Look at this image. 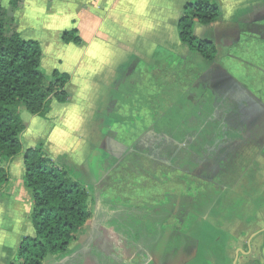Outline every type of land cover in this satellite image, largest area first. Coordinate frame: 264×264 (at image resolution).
Returning <instances> with one entry per match:
<instances>
[{"label": "trees", "instance_id": "1", "mask_svg": "<svg viewBox=\"0 0 264 264\" xmlns=\"http://www.w3.org/2000/svg\"><path fill=\"white\" fill-rule=\"evenodd\" d=\"M22 2L23 0H0V198L10 199L14 179L8 166L16 157L22 156L23 184L33 202L31 219L34 233L21 237L18 247L6 264H47L51 258L55 259L56 264H86L89 253L100 256V264H147V254L152 252L151 246L156 250L163 248L164 259L172 255L166 254L165 250L175 236L182 234L187 219L193 221L200 216L204 218L207 213L208 205L200 202V196L206 194V187L212 185L215 189L220 188L200 177L193 178L190 173L172 169L170 165L131 150V146L155 123H150L144 130L139 128L132 145L118 143L112 137L106 138L104 142L109 154L126 158L121 165L109 172L100 186L113 190L115 198L121 197L118 204L117 199L112 202L116 207L114 209L121 211L111 221L121 224L124 229L120 230V226L116 224L118 226L113 231L120 237L127 235L125 238L136 246V252L130 253V257L120 246L111 255L96 248L89 252L84 248H71L73 241L83 237L87 222L93 218V195L80 182L67 176L65 167L50 157L43 143L27 149L23 148L22 143L23 133L29 125L28 116L45 118L51 112L54 101H69L70 94L66 86L71 76L59 70L47 72L43 66L44 51L41 43L25 39L19 32L13 12L21 8ZM223 22L218 0H192L185 6L178 22L179 42L185 50L173 52L176 57L177 54L180 57L189 55L188 59L192 55V59L189 60V71L184 79L180 75L171 77L170 73L169 77L171 81L177 79L181 97L187 103L194 104V108L199 111L213 105V100L215 107H219L218 104L225 103V99L234 95L236 90L244 92L249 98L244 106L257 111L264 105V20L252 23L237 21L226 24V27H223ZM197 23L212 26L214 37H199L195 33ZM234 33H238L236 38ZM62 39L67 44H83L76 29L65 31ZM242 42L243 45L248 43L249 47L237 46L241 50L237 54L228 52V48L234 43L236 46ZM222 49L225 51L221 52ZM259 49L261 58L258 56L256 62L242 60L244 52L255 55ZM223 56L232 60L231 67L222 64L220 60ZM247 65L257 67L258 75L252 80L251 68L246 67ZM157 69L154 73L162 72L160 66ZM171 102L169 101V105ZM249 113L250 109L245 115L248 116ZM162 116L161 112L153 115L155 119ZM239 116L245 117L242 114ZM145 121L148 122L143 120L141 126ZM134 156L139 164H134ZM144 160L152 171L147 173L136 166L141 165ZM132 169L134 173H130ZM137 174H145L150 186H168L160 196L145 204L148 208L146 210L137 205L121 204L124 199L136 201L122 198L124 195L121 191L128 190L130 178ZM127 218H136L139 225L131 226L133 221L127 225ZM143 221L158 226L153 227L152 233H149L140 227ZM132 233L137 235L135 239L131 236ZM157 235L165 238V244L159 248L156 240L160 237H156Z\"/></svg>", "mask_w": 264, "mask_h": 264}, {"label": "crops", "instance_id": "2", "mask_svg": "<svg viewBox=\"0 0 264 264\" xmlns=\"http://www.w3.org/2000/svg\"><path fill=\"white\" fill-rule=\"evenodd\" d=\"M191 1L23 0L21 8L13 12L21 35L25 39H36L41 42L47 72L59 70L71 76L66 86L70 94L69 101L66 103L54 101L47 117L30 118L27 130L34 124L37 130V144L43 143L46 152L53 157L64 154L78 155L84 145H87L91 153L100 155L101 148L103 154L99 176L105 179L108 173L104 170L105 166L111 163L117 166L124 157L113 156L104 147L106 135L103 129L106 117L101 102L104 97L113 93L114 86L124 78L135 81L132 76L138 68L135 62L143 60L151 63L161 49H173L175 52L180 50L177 26L185 6ZM245 1L234 0L233 12L230 13L229 10L225 12L224 19L228 20L233 14L239 19V14L243 12L240 10L241 3ZM245 14L242 17L249 16L250 12ZM74 29L83 39L80 46L74 43L67 44L62 39L65 31ZM213 29L212 26L200 23L195 25V33L201 38L212 39ZM25 32L31 35L26 36ZM35 33L37 37H34ZM208 108L209 112L195 108L198 124H194L192 128L186 127L185 124L167 127L162 119H158L160 121L153 124L142 137L145 136L147 139L154 133L161 134L162 143H165L167 148L163 149L162 156L167 164H170L165 157L167 154L169 156V139L177 142L183 149L188 144L197 147L200 152H205L201 145L186 142L185 136L188 132H202L203 136L212 132L209 125H212V117L217 116L218 110L214 104ZM206 118H209L207 123L204 121ZM213 131L228 132L223 129V125L215 126ZM213 140L210 138L204 144L210 145L215 142ZM155 147L157 145L152 146V149ZM223 148V154L216 159L217 164L247 165V168L237 176L239 179L234 184L231 183L235 180L236 171L229 168L214 175V179L210 177V180L222 189L220 195L231 193L242 198L238 204L230 205L229 202H223L218 204L219 206L209 208L205 220L207 219L213 228L222 233L215 237H220L218 243H221L223 248L209 243L210 251L207 252L206 262L264 264L263 180L258 177L257 187L253 186L250 157L246 152L240 151L238 156H235L233 150L228 151L227 146ZM211 153L213 155V151ZM208 159L212 161L209 156ZM73 162L72 158L69 163L74 164ZM80 164L84 165L83 160L78 165ZM111 169L112 167L108 170ZM16 180L12 183L10 199L0 200V264L7 263L21 237L34 233L30 224L32 198L23 184V176L22 180ZM220 199L217 203L222 201Z\"/></svg>", "mask_w": 264, "mask_h": 264}, {"label": "rangeland", "instance_id": "3", "mask_svg": "<svg viewBox=\"0 0 264 264\" xmlns=\"http://www.w3.org/2000/svg\"><path fill=\"white\" fill-rule=\"evenodd\" d=\"M218 2L222 9L223 21H224L225 20L224 13L227 12L228 10L229 12L230 11L233 12L234 10V7L232 8L234 4L233 3L234 0H218ZM244 3L245 5H243ZM244 3L243 4L241 3L242 9L240 10H243V12L239 14V19H236L237 15L233 14L232 17H229L228 20L224 21L225 23L223 22L224 23L223 27H226V24H231L234 22L237 23V21L238 22L247 21L252 23V22L264 20V0L261 1L246 0ZM244 12L245 13L250 12V15L246 17H242V15L245 14ZM234 30L236 31L237 27H235ZM211 31L213 32L214 29ZM178 34H179V28H178ZM218 34H220V31H218ZM24 35L30 36L31 33L25 32ZM237 36L238 33H234V37L236 38ZM34 37H37V33L34 34ZM234 44L228 48V52L237 54L239 51H241L237 49V46L245 47V48L249 47L248 43H245L243 45L242 42L240 45H236V46ZM180 49L182 51L185 50L183 47H180ZM173 51H174L173 49L159 50V52L155 56V59L151 63H146L143 60H139L135 62L134 64L138 66L135 74L132 75L135 81L133 82L132 80H130V78L129 79L124 78L122 82H119L116 86H114L113 93L104 97L103 101L101 102V105H102V110L104 112V116L106 117V125L103 129L104 134L106 135L105 138L112 137L118 143L132 145L134 143L133 141L136 139L139 128L140 130H144L150 123L152 124V123H157V121L158 122L160 121L153 117V115H155L157 112L163 113V116L160 119H162L161 121H164V125L167 127H174L176 125L185 124L186 127L192 128L193 125L196 124L197 112L196 109L194 108V104L192 105L189 102L187 103L185 99L181 97V91L179 92L178 89L179 84L177 82V79L171 81V77L174 75L176 76L180 75L181 77H183V79L186 77L185 76L186 72L189 71V67H190L189 60L192 59V55H190L189 59H188L189 55L185 57L182 56L180 57V55L177 54L176 57V54ZM224 51L225 49H222L221 52ZM255 55H253L250 52L249 53L244 52L243 55H241V57H243L242 58L243 61L256 62L258 56L259 58H261L260 49L258 54ZM220 61L224 66L231 67L230 64L232 60L229 61L228 58H226V56H223ZM43 66H44V62H43ZM158 66H160L162 72L154 73L158 71L157 69ZM246 67L251 68L248 65ZM256 69L257 67L251 68V72H252L251 80L254 76L258 75L257 74L258 70L256 71ZM169 73L172 74L171 77H169ZM169 101H172L171 105H169ZM206 109L209 112L208 107H205L203 110ZM31 117L32 116H28L27 118L26 116L29 125H30ZM143 120H147L148 122L146 121L143 122L141 126V122ZM259 129L262 132L259 135L253 136L255 143H251L252 148L249 149L251 153L250 174L252 175V177H254L253 180L254 187H257L258 177H260V180H263L264 183V148L259 147L262 146L259 139L261 136L264 135V130H262L261 126L259 127ZM193 137L194 136L188 132L185 136V141L188 143H193L194 140ZM36 138H37V130L34 127V124H32L30 129L26 130L23 133L22 136L23 148L27 149L37 146L38 144ZM192 138L193 140H191ZM224 143L225 142H223V139H220L218 141L216 140L210 145H205V146L201 145L202 148H205L204 149L205 152L204 151L200 152V150L197 149V147L195 148L193 146H189L188 144L185 145L186 147L183 149L180 145H178L177 142H175L174 140L172 141V139L171 140L169 139L168 142L169 150H170L169 156L167 154V156L165 157H167L168 161H170L169 162L170 166L172 165L170 168L172 169H176L175 167H181L184 170L191 172L192 174L191 173L190 174L194 176L193 178L197 177L196 175H199L205 178H209L212 176V179H214L215 172L214 169L212 170L213 166L210 163L208 156L211 159L212 150L214 151L213 155H215V153L217 152L223 154L222 149H224L223 148V146H225ZM156 145L157 147L152 149V146H156ZM163 149L166 150L167 148L165 147V143L164 144L162 143V136L161 134H156V133H154L153 136L150 135V137L147 139H145V136L140 138L137 142H135L131 146V150L133 151L136 150L137 152L145 156L151 155L154 159L160 161H163L164 158L162 156ZM45 150L47 151L46 147ZM99 151H100V155H95L88 150L87 145H84L83 150L80 152L81 155L80 153H78V155L64 154L61 156L53 157V155L50 154V157H52L58 164L65 167L67 176L73 179L74 181L80 182L83 186H85L88 189V191L93 195L94 198L93 218L87 222L86 230L83 233V237L81 239L73 241L71 248L72 249L84 248L88 250V252L91 251V249L95 250L96 248L98 250L101 249L102 251L105 250V253L111 255L116 253L117 248L120 246V248H122V250H124L128 254V256L132 257L130 253L136 252L137 249L136 246L127 241V239L125 238L127 237V235L120 237L118 236V234L114 233L113 231L115 228H117L118 225L120 226V230L122 228L124 229V226H122L121 224L116 223L115 221H111L114 219L113 216L115 214L120 213L121 211L118 209H114L116 207L112 205L113 204L112 202L115 201V199H117L116 204H118L121 197L115 198V194L113 190H111L110 188L103 189L102 186H100V184H102L101 182L104 180L103 179L104 177L100 178L99 176V172L102 168L101 155L103 154L101 148L99 149ZM72 158L74 159L73 162L74 164L69 163L71 162ZM125 159L126 158H124L123 161ZM81 160H83L84 163L83 166H81L82 164L78 165L79 163H81ZM132 160L134 161V164H139L135 156L132 158ZM109 162H111V160H109ZM109 162L107 161V163ZM144 162H142L141 164L143 166L141 165H136V166L140 167L141 169H143L144 172L147 173L148 171H152L150 166L147 164L146 160H144ZM119 165H121V163L118 164L117 166ZM217 165H218L216 167L217 169L220 167L219 173L225 168L232 169V171L234 172L236 171V174H234L236 175L235 180H232L231 184L236 183L235 181H238L239 179V177L237 176H240L243 170L247 168V165L245 166H241L237 164H234L232 166L225 164L222 165L217 164ZM117 166L111 163V165L105 166L104 170L108 172L107 173L108 175L109 172L115 169ZM110 167H112V169L109 171L108 169H110ZM8 170L14 180L16 179L22 180V176H23L22 174L24 171L22 156L16 157L13 160V162L10 163V165L8 166ZM133 171L134 170L132 169L130 173H134ZM219 173L217 172V174ZM144 175L140 176L139 174H137L132 176L130 178L128 190L121 191L122 192L121 194L124 195L122 198L127 197L129 199L131 198L132 200H136V201H130L128 199H124V201L121 202V204L127 203L133 206L137 205L140 206L142 209L146 210L148 208L145 204L151 203L149 201H152L153 198L160 196L166 189H168L167 184L161 187L148 185L147 184L148 180L145 178ZM174 176L180 179V177L177 174H175ZM165 177L167 178V176ZM13 183H15V181ZM174 184L177 186L176 181L174 182ZM206 189H207L206 194L200 196V202L201 201L203 203L205 202L209 208L219 206L218 204H221L223 202L224 203L229 202L230 205L241 203V198H242L241 196L239 197L234 196V194L231 193L224 194L222 196L220 195L221 192H218L217 191L218 189H215V187H213L212 185H208ZM219 199L222 201H219L217 203V200ZM0 200H4V199L0 198ZM109 211L111 213H109ZM208 214H209V209L207 210L205 216H208ZM205 216L204 218L200 216L199 219H195L193 221L187 219L186 226L185 228L182 229V234H180L179 236H175L173 241L169 243L171 245H169L166 248L165 250L166 254L168 255L172 254V255L167 257L164 256L165 259L162 256L164 255L162 254L163 248L156 250L154 246H151L152 252H150V254H147V259H148L147 264H205L207 261L205 259L206 255L208 254L207 252L210 251L209 250L210 248L208 246L210 245L209 243H214L215 245L213 246L218 247L221 244L218 243L220 241V237H215V236L222 234L218 229L213 228L211 223L207 219L205 220ZM126 221H127L126 222L127 225H129L131 221H133L131 222V226L139 225L136 218L134 220L127 218ZM30 224L32 227L33 225L31 221ZM116 224L118 225L116 226ZM140 224L142 230H147L149 233H152L153 227L155 228L158 226V224L156 225L149 222L145 223V221H143ZM155 233H157V231ZM131 236L133 237V239H135L137 235L135 233H132ZM161 236L162 235L156 236V237H160L156 240L158 241L156 244L158 245L157 246L158 248L161 247L163 244H165L164 242L165 238ZM186 236L189 238H187ZM119 238H121L120 241ZM128 247L129 249H127ZM16 248L14 249V251L16 250ZM178 249L179 251L177 252ZM163 259L164 261L162 262L161 260ZM100 263H101L100 256L91 255V253H89V256L87 257L86 260V264H100ZM47 264H56L55 259L54 258L49 259Z\"/></svg>", "mask_w": 264, "mask_h": 264}, {"label": "flooded vegetation", "instance_id": "4", "mask_svg": "<svg viewBox=\"0 0 264 264\" xmlns=\"http://www.w3.org/2000/svg\"><path fill=\"white\" fill-rule=\"evenodd\" d=\"M247 100H249V98L246 96V94L238 90L234 95L232 96L229 95V98L227 100L225 99V103L218 104L219 107H217L216 105V108L218 110V113L216 112L217 116L214 115L212 117V121H211L212 125L208 124L209 127H211L212 132L206 133L204 136L203 134H201L202 132H192L191 134L194 136L193 137L194 140L193 138L191 139L193 140V143L191 144H195L198 146L200 145L205 146L204 143H207L210 138L211 139L213 138L215 141L223 139V142H225L224 145L229 148L228 151L233 150L235 156H238V153L240 151L243 152V150L245 149L244 153L246 152L249 155V157H251L250 156L251 153L249 149L252 148L251 143H255L253 136L259 135L262 132L259 129L260 126L262 127V130H264V105L259 110L253 111L250 107L244 106V103ZM213 104H214V100H213ZM249 109H250L251 114L249 113V115L246 116L247 115L246 113L249 112ZM241 114L244 115L246 118L240 117L239 115ZM208 120L209 119L207 118L206 123L208 122ZM217 125H221V126L223 125V129H225L228 132L215 133L213 129H215V126ZM259 140L262 144V146H259V147L264 148V135L261 136ZM219 155L221 154L217 152L215 153V155H212L211 157L212 161H210V163L213 166L212 170L214 169V172H215L214 175H216L217 172L219 173V170H220V167L218 169L216 168L218 166L216 163V159H219ZM150 158L159 163L167 164L164 161L156 160L151 156ZM167 165H170V164H167ZM175 168L182 170L184 172H187V173H191L189 171L184 170L181 167H175ZM196 176L206 180L207 182H211L216 187H219L218 184H215V182L210 180L211 179L210 177L205 178L199 175H196ZM218 190L221 192L222 189L220 188Z\"/></svg>", "mask_w": 264, "mask_h": 264}]
</instances>
